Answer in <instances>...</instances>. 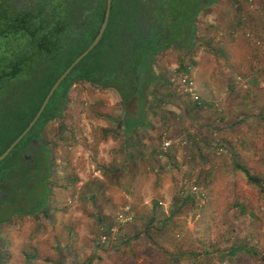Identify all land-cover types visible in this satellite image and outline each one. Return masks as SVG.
I'll use <instances>...</instances> for the list:
<instances>
[{"label": "rangeland", "instance_id": "374dc122", "mask_svg": "<svg viewBox=\"0 0 264 264\" xmlns=\"http://www.w3.org/2000/svg\"><path fill=\"white\" fill-rule=\"evenodd\" d=\"M183 43L126 101L70 88L41 131L45 207L0 223V264H264V186L234 168L264 182V0L202 7Z\"/></svg>", "mask_w": 264, "mask_h": 264}, {"label": "trees", "instance_id": "16d2710c", "mask_svg": "<svg viewBox=\"0 0 264 264\" xmlns=\"http://www.w3.org/2000/svg\"><path fill=\"white\" fill-rule=\"evenodd\" d=\"M165 1L170 19L166 35L154 28L144 30L141 22L146 15L139 11L137 0H131L130 7L128 0L111 1L99 42L61 81L30 131L0 162V223L14 213L44 209L51 161L41 131L61 115L70 88L88 82L115 90L122 101L137 95L149 80L147 71L154 57L171 46L191 44L194 18L202 7L217 0H192V4H188L191 0ZM105 5L106 0H96L92 15L84 19L77 16L71 3V9H64L61 16L58 5L47 13L44 4L16 8L12 0H0V155L34 118L54 82L91 44L103 21ZM137 123V119L125 120V130L135 129ZM234 168L249 183L264 186L246 167L235 164ZM17 184L31 188L29 195L24 192L26 196H22ZM190 184V190L198 189ZM18 199L26 202L27 208L15 206Z\"/></svg>", "mask_w": 264, "mask_h": 264}, {"label": "flooded vegetation", "instance_id": "af4514ba", "mask_svg": "<svg viewBox=\"0 0 264 264\" xmlns=\"http://www.w3.org/2000/svg\"><path fill=\"white\" fill-rule=\"evenodd\" d=\"M139 3V11L141 10L145 15V19L141 22L142 27L146 32H150L149 28L162 31L166 35V31L169 30V13L165 0H137ZM16 8L26 7L31 8L36 4L46 5V12L49 13L51 7L58 5L60 9V15L64 16V9L69 8L68 4L73 5V9L77 11V16H81L87 19L92 15L93 8L96 4V0H12ZM131 0H128L127 5L130 7ZM84 8V9H83ZM89 15V16H86ZM75 31V30H74ZM58 117V116H57ZM56 117V118H57ZM54 120V119H53ZM32 162V161H31Z\"/></svg>", "mask_w": 264, "mask_h": 264}, {"label": "water", "instance_id": "95a60500", "mask_svg": "<svg viewBox=\"0 0 264 264\" xmlns=\"http://www.w3.org/2000/svg\"><path fill=\"white\" fill-rule=\"evenodd\" d=\"M112 0H106L105 11H104V18L101 23V26L98 30L97 35L91 42V44L84 50L69 66L68 68L59 76V78L54 82L48 93L46 94L39 110L35 114L34 118L30 121L28 126L25 130L10 144V146L0 155V162L10 153V151L20 142V140L30 131L32 126L35 124L37 119L39 118L40 114L44 110L46 104L48 103L50 97L52 96L53 92L57 89L61 81L67 76V74L76 66V64L81 61L99 42L108 22L109 14H110V6ZM131 104L127 105L128 112H131Z\"/></svg>", "mask_w": 264, "mask_h": 264}, {"label": "built area", "instance_id": "2783aa9c", "mask_svg": "<svg viewBox=\"0 0 264 264\" xmlns=\"http://www.w3.org/2000/svg\"><path fill=\"white\" fill-rule=\"evenodd\" d=\"M186 79H187V78H182V82H183V83H186ZM164 145H165V146L168 145V142H165ZM193 190H196V189L193 188ZM125 210H127V208H125ZM128 219H129V218H126V220H128Z\"/></svg>", "mask_w": 264, "mask_h": 264}]
</instances>
